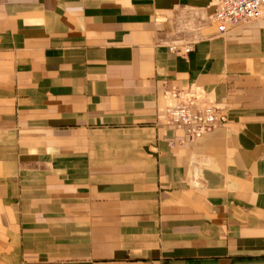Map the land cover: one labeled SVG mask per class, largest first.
<instances>
[{"label": "crops", "instance_id": "1", "mask_svg": "<svg viewBox=\"0 0 264 264\" xmlns=\"http://www.w3.org/2000/svg\"><path fill=\"white\" fill-rule=\"evenodd\" d=\"M211 3L0 0V264H264V16ZM173 90L227 122L189 142Z\"/></svg>", "mask_w": 264, "mask_h": 264}, {"label": "built area", "instance_id": "2", "mask_svg": "<svg viewBox=\"0 0 264 264\" xmlns=\"http://www.w3.org/2000/svg\"><path fill=\"white\" fill-rule=\"evenodd\" d=\"M211 22L219 36L241 24H248L264 16V0H212ZM168 50L186 58L193 51V44L170 45ZM163 119L170 126H179L186 131L187 139L193 142L227 122L222 108L203 101L197 91L167 94Z\"/></svg>", "mask_w": 264, "mask_h": 264}]
</instances>
